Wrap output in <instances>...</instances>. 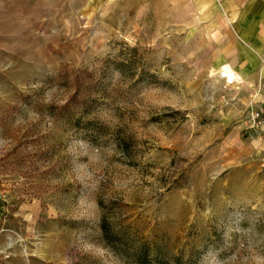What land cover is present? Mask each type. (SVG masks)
<instances>
[{"label": "rangeland", "instance_id": "rangeland-1", "mask_svg": "<svg viewBox=\"0 0 264 264\" xmlns=\"http://www.w3.org/2000/svg\"><path fill=\"white\" fill-rule=\"evenodd\" d=\"M214 8L0 0V264H264V132Z\"/></svg>", "mask_w": 264, "mask_h": 264}, {"label": "crops", "instance_id": "crops-1", "mask_svg": "<svg viewBox=\"0 0 264 264\" xmlns=\"http://www.w3.org/2000/svg\"><path fill=\"white\" fill-rule=\"evenodd\" d=\"M212 1L225 64L220 69L228 70L229 79L236 77L247 83L251 99L252 93L261 87L264 70V0Z\"/></svg>", "mask_w": 264, "mask_h": 264}, {"label": "built area", "instance_id": "built-area-1", "mask_svg": "<svg viewBox=\"0 0 264 264\" xmlns=\"http://www.w3.org/2000/svg\"><path fill=\"white\" fill-rule=\"evenodd\" d=\"M227 87H233L238 83L237 78L229 79L224 73H219ZM261 87L252 93L248 110L247 123L248 129L264 132V70L260 78ZM259 166L264 170V157L260 159Z\"/></svg>", "mask_w": 264, "mask_h": 264}, {"label": "trees", "instance_id": "trees-1", "mask_svg": "<svg viewBox=\"0 0 264 264\" xmlns=\"http://www.w3.org/2000/svg\"><path fill=\"white\" fill-rule=\"evenodd\" d=\"M76 92H77V90H76ZM76 92L69 98V101L67 102L65 107H69V105L71 103H77L78 102V98H77V93Z\"/></svg>", "mask_w": 264, "mask_h": 264}, {"label": "bare ground", "instance_id": "bare-ground-1", "mask_svg": "<svg viewBox=\"0 0 264 264\" xmlns=\"http://www.w3.org/2000/svg\"><path fill=\"white\" fill-rule=\"evenodd\" d=\"M223 73L226 75L228 74V70H223Z\"/></svg>", "mask_w": 264, "mask_h": 264}]
</instances>
